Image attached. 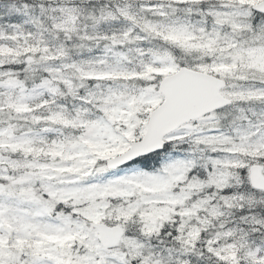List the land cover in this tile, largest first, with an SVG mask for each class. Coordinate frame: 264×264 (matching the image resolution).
<instances>
[{
	"label": "snow or ice",
	"instance_id": "6c2138e0",
	"mask_svg": "<svg viewBox=\"0 0 264 264\" xmlns=\"http://www.w3.org/2000/svg\"><path fill=\"white\" fill-rule=\"evenodd\" d=\"M0 264H264V0H0Z\"/></svg>",
	"mask_w": 264,
	"mask_h": 264
}]
</instances>
